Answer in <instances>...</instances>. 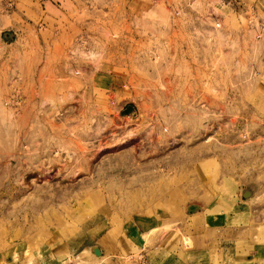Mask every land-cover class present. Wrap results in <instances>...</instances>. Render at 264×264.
Segmentation results:
<instances>
[{
  "label": "rangeland",
  "instance_id": "1",
  "mask_svg": "<svg viewBox=\"0 0 264 264\" xmlns=\"http://www.w3.org/2000/svg\"><path fill=\"white\" fill-rule=\"evenodd\" d=\"M150 221L264 246V0H0V264H99Z\"/></svg>",
  "mask_w": 264,
  "mask_h": 264
},
{
  "label": "crops",
  "instance_id": "2",
  "mask_svg": "<svg viewBox=\"0 0 264 264\" xmlns=\"http://www.w3.org/2000/svg\"><path fill=\"white\" fill-rule=\"evenodd\" d=\"M149 223H152L155 226L144 229L143 227L141 228L136 225L135 222V225L129 223L133 232H138L136 235L138 238H134L132 235L135 242H130L128 246L120 245V243L117 244L115 242V245L111 247L110 251L106 252L105 250H102V253L104 254L101 259L98 260L99 264H142L139 259L134 258V254L129 255L130 250L127 251L126 247L144 252L142 254L145 257V264H214L213 262L215 261L216 254H213L211 249L219 247L224 264H236L238 259L236 237H238L239 232L243 230V226L241 225L234 226L233 228L229 225H221L218 227L209 226L208 228H203V230L194 232L193 236L195 244L193 248L188 252H185L181 247L180 240L182 239L179 234L174 236L171 232H167L153 236L155 235V233L152 235L153 231L162 225H158L151 221ZM151 238H153V244L147 246L148 240ZM243 246L248 249H245V251H248L249 253L245 259L240 262L241 264L251 262L253 257H256V261L260 262V251L264 249V246H260L259 242L254 243V245L251 246L252 250H249V247L245 245ZM59 254L58 256L50 254L46 259L38 261L37 264H44L45 262L61 264L58 263L60 259ZM181 254L183 257L180 256ZM64 255L67 256L66 253ZM131 257H133L131 260L132 262L127 263L126 261H129ZM63 259H65V261L69 260L67 257H64Z\"/></svg>",
  "mask_w": 264,
  "mask_h": 264
},
{
  "label": "water",
  "instance_id": "3",
  "mask_svg": "<svg viewBox=\"0 0 264 264\" xmlns=\"http://www.w3.org/2000/svg\"><path fill=\"white\" fill-rule=\"evenodd\" d=\"M94 252H95L97 255H99V254L101 253L100 250H99L98 248L95 249Z\"/></svg>",
  "mask_w": 264,
  "mask_h": 264
}]
</instances>
